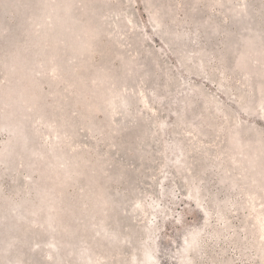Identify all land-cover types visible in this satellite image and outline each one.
<instances>
[{
  "label": "rangeland",
  "instance_id": "obj_1",
  "mask_svg": "<svg viewBox=\"0 0 264 264\" xmlns=\"http://www.w3.org/2000/svg\"><path fill=\"white\" fill-rule=\"evenodd\" d=\"M0 264H264V0H0Z\"/></svg>",
  "mask_w": 264,
  "mask_h": 264
},
{
  "label": "trees",
  "instance_id": "obj_2",
  "mask_svg": "<svg viewBox=\"0 0 264 264\" xmlns=\"http://www.w3.org/2000/svg\"><path fill=\"white\" fill-rule=\"evenodd\" d=\"M179 66V65H178ZM180 67V66H179ZM175 256H174V254H173V258H174Z\"/></svg>",
  "mask_w": 264,
  "mask_h": 264
},
{
  "label": "bare ground",
  "instance_id": "obj_3",
  "mask_svg": "<svg viewBox=\"0 0 264 264\" xmlns=\"http://www.w3.org/2000/svg\"><path fill=\"white\" fill-rule=\"evenodd\" d=\"M48 254V253H47Z\"/></svg>",
  "mask_w": 264,
  "mask_h": 264
}]
</instances>
